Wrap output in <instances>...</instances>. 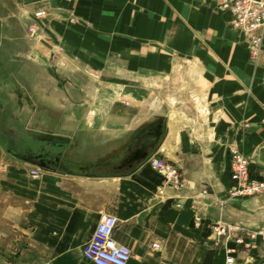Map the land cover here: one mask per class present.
Listing matches in <instances>:
<instances>
[{"label": "crops", "instance_id": "1", "mask_svg": "<svg viewBox=\"0 0 264 264\" xmlns=\"http://www.w3.org/2000/svg\"><path fill=\"white\" fill-rule=\"evenodd\" d=\"M231 20L215 0H0V110L15 123L5 131L19 154L51 160L41 167L13 152L8 167L6 184L28 203L23 264H93L83 249L105 215L118 220L129 264H227L213 225L264 234V193L230 196L231 148L264 179V46L253 60ZM57 77L108 79L125 88L127 107L86 113L91 86ZM106 92H96L100 110ZM155 127L156 149L136 160ZM152 157L178 167L184 187L167 185ZM263 248L259 235L233 264H259Z\"/></svg>", "mask_w": 264, "mask_h": 264}, {"label": "built area", "instance_id": "2", "mask_svg": "<svg viewBox=\"0 0 264 264\" xmlns=\"http://www.w3.org/2000/svg\"><path fill=\"white\" fill-rule=\"evenodd\" d=\"M218 7L229 11L232 15L231 26L242 33L247 40L248 48L253 60H256L264 46V1L263 0H215ZM45 12L34 14L36 19L44 17ZM40 25L33 21L29 28L31 37L38 34ZM234 186L230 191L232 198L254 197L264 193V179L254 180L249 173L250 160L235 148L230 149ZM152 165L167 185L175 191L184 187V178L178 167L163 159L150 158L147 161ZM41 169L34 167L30 173L34 179L40 178ZM199 222V219H197ZM118 220L113 215H105L95 229L91 241L84 247L85 259L93 264H129L131 250L125 245L118 244L114 239V232ZM216 237V246L227 251V264L234 263V254L240 251H251L256 248L259 235L264 234L229 223H217L212 227ZM233 243L234 247H230ZM157 248V244H153ZM259 264H264V248L261 252Z\"/></svg>", "mask_w": 264, "mask_h": 264}, {"label": "rangeland", "instance_id": "3", "mask_svg": "<svg viewBox=\"0 0 264 264\" xmlns=\"http://www.w3.org/2000/svg\"><path fill=\"white\" fill-rule=\"evenodd\" d=\"M1 73V72H0ZM2 74V73H1ZM6 79L0 78V82H4ZM57 82L62 84L69 85H82L84 84L90 88L88 93L84 94L85 100L89 102L87 105V112L95 111L97 115L102 117H108L109 112H112L113 109H118L119 111L124 110L127 105L125 103L126 100V90L122 85H109L106 83L108 79H101L102 83H95L93 85V81L89 78H84L82 82H78L75 78H56ZM71 80H75L71 82ZM115 82H123V80L119 79H111ZM7 82H10L7 81ZM119 84V83H117ZM104 87L106 89V102L105 110H100L97 108L104 99L101 98L98 100L97 91L98 88ZM110 87V88H107ZM108 89L110 90L108 92ZM97 98V99H96ZM6 102L3 99V96H0V106L2 103ZM97 103V104H96ZM102 107H104V103H102ZM117 110V111H118ZM14 111H2L0 110V264H23L26 256L22 254V249L26 244V228H25V210L28 208V203L22 196L15 194L12 187L6 184V181L9 180L7 178V171L10 164L13 163L14 157H12L13 152H16L18 155H22L25 157V153L19 154L20 151H15L13 147L14 137L7 133L8 129H13L14 121L10 118V113ZM105 112V113H103ZM18 127V126H17ZM16 126L14 128L18 129ZM30 142V141H29ZM31 143V142H30ZM27 144V146H32L33 144ZM35 150L37 147L33 146ZM25 147H22L21 150H24ZM18 150V149H17ZM34 167L31 168V170ZM31 175V173H30ZM7 179V180H6Z\"/></svg>", "mask_w": 264, "mask_h": 264}, {"label": "water", "instance_id": "4", "mask_svg": "<svg viewBox=\"0 0 264 264\" xmlns=\"http://www.w3.org/2000/svg\"><path fill=\"white\" fill-rule=\"evenodd\" d=\"M161 137H162V132L159 130L149 132L148 134L143 135V137L139 139L138 144L140 146V149L137 152V156L135 157V159L138 161L146 160L148 158V150L156 149V146L159 140L161 139ZM39 165L41 167H46V164L42 162L39 163Z\"/></svg>", "mask_w": 264, "mask_h": 264}, {"label": "flooded vegetation", "instance_id": "5", "mask_svg": "<svg viewBox=\"0 0 264 264\" xmlns=\"http://www.w3.org/2000/svg\"><path fill=\"white\" fill-rule=\"evenodd\" d=\"M153 130H157V128L155 127ZM25 158L39 163L42 162L46 165L51 163V160L49 159V154L45 150H40V152L36 154L33 150L28 149L25 151Z\"/></svg>", "mask_w": 264, "mask_h": 264}, {"label": "bare ground", "instance_id": "6", "mask_svg": "<svg viewBox=\"0 0 264 264\" xmlns=\"http://www.w3.org/2000/svg\"><path fill=\"white\" fill-rule=\"evenodd\" d=\"M175 102H176V101H175ZM175 102H174V103H175ZM172 103H173V102H172ZM156 105H157V104H156ZM142 106H143V105H142ZM154 112H155V111H154Z\"/></svg>", "mask_w": 264, "mask_h": 264}]
</instances>
